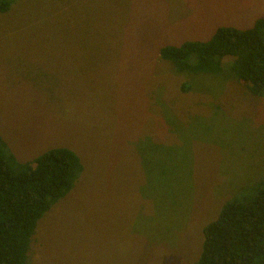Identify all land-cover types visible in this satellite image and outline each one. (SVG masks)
<instances>
[{
	"label": "rangeland",
	"instance_id": "obj_1",
	"mask_svg": "<svg viewBox=\"0 0 264 264\" xmlns=\"http://www.w3.org/2000/svg\"><path fill=\"white\" fill-rule=\"evenodd\" d=\"M263 13L264 0H14L0 13V135L21 162L68 147L84 166L38 221L27 264L197 259L203 227L264 176V95L233 77L232 56L195 75L158 49ZM152 141L186 149L183 180L148 174Z\"/></svg>",
	"mask_w": 264,
	"mask_h": 264
},
{
	"label": "trees",
	"instance_id": "obj_2",
	"mask_svg": "<svg viewBox=\"0 0 264 264\" xmlns=\"http://www.w3.org/2000/svg\"><path fill=\"white\" fill-rule=\"evenodd\" d=\"M13 1L0 0V13ZM158 55L176 72L195 75L222 73V58L232 56L233 77L254 95L263 96L264 13L250 27L220 26L205 41L162 45ZM191 89L185 81L179 88ZM165 123L168 134L176 133L185 145V135L178 134L184 132L180 117H165ZM147 145L150 149L143 150V156L150 158V164H144L159 185L183 180L189 165L183 146L177 152L171 144ZM83 169L78 154L68 147H52L21 162L0 135V264H27L38 221L73 189ZM190 264H264V176L225 202L203 227L198 257Z\"/></svg>",
	"mask_w": 264,
	"mask_h": 264
}]
</instances>
